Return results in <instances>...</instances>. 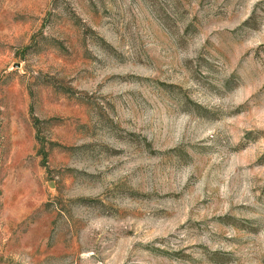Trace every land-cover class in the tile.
I'll use <instances>...</instances> for the list:
<instances>
[{"label": "rangeland", "instance_id": "rangeland-1", "mask_svg": "<svg viewBox=\"0 0 264 264\" xmlns=\"http://www.w3.org/2000/svg\"><path fill=\"white\" fill-rule=\"evenodd\" d=\"M0 264H264V0H0Z\"/></svg>", "mask_w": 264, "mask_h": 264}]
</instances>
